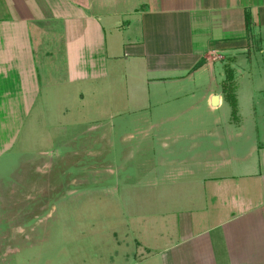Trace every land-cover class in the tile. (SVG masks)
I'll use <instances>...</instances> for the list:
<instances>
[{
  "label": "rangeland",
  "instance_id": "rangeland-1",
  "mask_svg": "<svg viewBox=\"0 0 264 264\" xmlns=\"http://www.w3.org/2000/svg\"><path fill=\"white\" fill-rule=\"evenodd\" d=\"M123 1L130 11L138 0ZM243 2L249 20L264 5ZM64 10L23 26L20 50L0 22V264H264L258 180L228 177L222 191L211 179L258 166L256 155L238 164L264 142V22L226 30L250 46L212 55L215 71L195 83H155L174 73L90 50ZM227 68L237 119L227 100L206 101L219 85L225 98Z\"/></svg>",
  "mask_w": 264,
  "mask_h": 264
},
{
  "label": "crops",
  "instance_id": "crops-1",
  "mask_svg": "<svg viewBox=\"0 0 264 264\" xmlns=\"http://www.w3.org/2000/svg\"><path fill=\"white\" fill-rule=\"evenodd\" d=\"M237 1L244 4L243 0H138L130 6L132 10L126 11L127 9L124 8L119 10L123 0H0V16H3L0 22L7 24L3 27V38L13 39L10 41L12 44L7 46L20 50V46H30V43L23 42L24 37L27 38V34L23 35V26L27 32V25L31 22L45 19L59 20L62 18L61 6H68L71 16H66L65 10L63 15L71 24L69 29L71 33L82 36L84 45L90 47V50L92 48L96 52L95 49L101 47L102 51L106 50L114 60L123 59L125 56L134 67L139 63L152 72L174 73L171 77L157 76L153 81L155 83L179 84L187 80L195 83L196 75L202 69L209 67L211 71H215L212 55L231 56L250 46L249 37L247 38L246 35L230 37L225 33L226 30L238 29L248 33V30L254 28L260 20L264 22L263 4L255 8L256 18H251V24L248 25L246 16L248 8H252V5H239L241 8L238 9V6H235ZM115 3L119 4L115 14H120L118 15L120 20L113 23L108 8ZM81 7L85 8V11L81 10ZM258 8L261 9L260 12L257 11ZM215 19L218 21L217 26H221L220 29L214 28ZM79 22L84 23L85 26L81 28L75 25ZM36 28L40 27L36 26ZM8 31L11 36L5 34ZM114 33L117 37L122 33L124 37L119 41L121 42L119 48H116L117 44L109 42ZM202 60L203 64L196 68ZM219 88H214L207 95L206 101L211 108H217L225 102L224 96L217 93ZM214 95L219 97L216 105L212 103ZM249 149L248 156H245V153L243 155L245 161H240L238 165L244 166L243 164L247 163L250 157L256 155L259 163L254 170L246 169L242 173H237L238 175L229 173L211 179L222 181L218 183L222 191L228 185L224 182L228 177L249 176L257 179L261 188V207L264 208V142L252 145ZM203 156L206 158L205 165L210 169L213 168L214 161L207 159L206 155ZM237 187L238 184L235 188ZM187 228L190 229L189 226ZM204 237L202 236L201 239L203 240ZM251 238L249 236V239Z\"/></svg>",
  "mask_w": 264,
  "mask_h": 264
},
{
  "label": "trees",
  "instance_id": "trees-1",
  "mask_svg": "<svg viewBox=\"0 0 264 264\" xmlns=\"http://www.w3.org/2000/svg\"><path fill=\"white\" fill-rule=\"evenodd\" d=\"M247 21L246 23L249 25L251 24V20H249V15L246 16ZM203 64V60L200 61L197 65L196 68L200 67ZM234 72L231 70V68H227V78L226 80L222 83L223 91L225 93V100H227L233 108L232 114L234 116V119H237V102H236V86L234 84Z\"/></svg>",
  "mask_w": 264,
  "mask_h": 264
},
{
  "label": "water",
  "instance_id": "water-1",
  "mask_svg": "<svg viewBox=\"0 0 264 264\" xmlns=\"http://www.w3.org/2000/svg\"><path fill=\"white\" fill-rule=\"evenodd\" d=\"M218 102H219V97H218V95H214L213 98H212V103H213L214 105H216V104H218Z\"/></svg>",
  "mask_w": 264,
  "mask_h": 264
}]
</instances>
